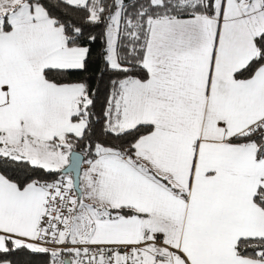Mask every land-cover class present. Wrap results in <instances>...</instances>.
Returning <instances> with one entry per match:
<instances>
[{
  "label": "snow or ice",
  "instance_id": "1",
  "mask_svg": "<svg viewBox=\"0 0 264 264\" xmlns=\"http://www.w3.org/2000/svg\"><path fill=\"white\" fill-rule=\"evenodd\" d=\"M10 254L264 264V0H0Z\"/></svg>",
  "mask_w": 264,
  "mask_h": 264
},
{
  "label": "trees",
  "instance_id": "2",
  "mask_svg": "<svg viewBox=\"0 0 264 264\" xmlns=\"http://www.w3.org/2000/svg\"><path fill=\"white\" fill-rule=\"evenodd\" d=\"M96 111L99 113V108H97ZM6 258L11 260L13 264H43L44 260V257L40 255L29 254H10Z\"/></svg>",
  "mask_w": 264,
  "mask_h": 264
},
{
  "label": "built area",
  "instance_id": "3",
  "mask_svg": "<svg viewBox=\"0 0 264 264\" xmlns=\"http://www.w3.org/2000/svg\"><path fill=\"white\" fill-rule=\"evenodd\" d=\"M86 167H87L86 164H82V172H83V168H86ZM82 172H81V174H82Z\"/></svg>",
  "mask_w": 264,
  "mask_h": 264
},
{
  "label": "water",
  "instance_id": "4",
  "mask_svg": "<svg viewBox=\"0 0 264 264\" xmlns=\"http://www.w3.org/2000/svg\"><path fill=\"white\" fill-rule=\"evenodd\" d=\"M81 172H82V165H81V170H80V176H81Z\"/></svg>",
  "mask_w": 264,
  "mask_h": 264
},
{
  "label": "crops",
  "instance_id": "5",
  "mask_svg": "<svg viewBox=\"0 0 264 264\" xmlns=\"http://www.w3.org/2000/svg\"><path fill=\"white\" fill-rule=\"evenodd\" d=\"M82 174H83V172H82ZM82 174H81V177H82Z\"/></svg>",
  "mask_w": 264,
  "mask_h": 264
}]
</instances>
